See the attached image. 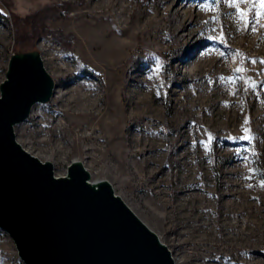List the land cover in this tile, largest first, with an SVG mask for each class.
Here are the masks:
<instances>
[{"label": "rangeland", "instance_id": "374dc122", "mask_svg": "<svg viewBox=\"0 0 264 264\" xmlns=\"http://www.w3.org/2000/svg\"><path fill=\"white\" fill-rule=\"evenodd\" d=\"M109 1L110 17L91 7L99 0H0V83L11 54L37 51L56 85L50 102L34 106L29 118L15 126L16 141L40 161L51 162L57 177L66 174L72 161H79L90 182H109L114 194L168 248L175 264H264L260 0H233L232 12L216 13L214 24L220 25L214 43L177 45L181 54L193 51L192 59L209 61L201 68L195 61L177 67L170 80L166 70L178 54L163 47L159 30L180 20L186 10L182 3L195 11L199 3L214 5V0H172L167 11L160 8L170 0ZM64 2L68 10L61 6ZM125 3L129 6L122 11L118 5ZM47 6L55 8L45 10ZM154 10L161 14L152 26L143 27L140 20ZM33 17L41 28L37 39L30 35ZM87 19L105 31L113 25L121 31L132 28L134 49L121 74L104 65L98 39L87 43L82 22ZM236 19L244 29L243 40L235 29ZM213 48L222 54L216 61ZM197 78L226 83L234 121L220 125L206 116L222 110L221 104L216 109L189 105L194 92L189 86ZM149 86L158 92V103L153 111L141 112L137 92ZM169 87L177 93L183 87L185 94L170 96ZM0 264H23L13 241L1 230Z\"/></svg>", "mask_w": 264, "mask_h": 264}, {"label": "water", "instance_id": "95a60500", "mask_svg": "<svg viewBox=\"0 0 264 264\" xmlns=\"http://www.w3.org/2000/svg\"><path fill=\"white\" fill-rule=\"evenodd\" d=\"M55 82L37 51L11 54L0 83V230L23 264H175L109 182L79 161L64 176L16 141L15 126L50 102Z\"/></svg>", "mask_w": 264, "mask_h": 264}, {"label": "bare ground", "instance_id": "6f19581e", "mask_svg": "<svg viewBox=\"0 0 264 264\" xmlns=\"http://www.w3.org/2000/svg\"><path fill=\"white\" fill-rule=\"evenodd\" d=\"M218 1L219 0H214L215 2L214 5H209L206 2H201L197 5L195 11H193V9H189L186 3H182V8L186 7V10L181 14L180 20L175 21L171 25V27L159 30L158 33L162 35L161 38H162L163 47L168 51L172 50L173 52L172 55L178 54L177 56H172V63H170L169 67L166 70V75L169 80L171 79V74L177 70V67L186 66L192 63L193 61H195L200 68L207 66V61H209V58L207 60H203V57L192 59L195 52L191 51L189 55L186 53L181 54L180 51L177 49V45H181V48H183L188 43V41L193 42L192 46L195 45L197 46L198 44H201L203 42H209V43L215 42L214 37L216 35V30L220 25L217 24L216 26L214 24L216 13L220 12L222 15L224 13L229 14L234 9V4H235L234 1L230 2V0H228L227 2H224L222 6H219L216 3ZM173 5H174L173 1L170 0L169 3L166 4L162 3V7L160 9L167 11L170 10L173 7ZM118 6L123 11L126 7L129 6V4L126 3L119 4ZM91 7L100 9L102 15L106 14L107 17H110L112 12V8L109 0H99L98 3L93 4ZM158 13L161 14L159 11L154 10L144 14L145 20L143 19L140 20L143 22L141 23V25L143 24L142 25L143 27L152 26V24L155 22V18L158 16ZM82 22L85 23L89 35V40L87 43L92 41V40L90 41L91 38L98 39L99 57L103 60L104 65L107 67V69L113 71L114 74H121L124 71V64L128 61L134 49V44L129 38V36L132 35L133 33L132 28H127L125 30L123 29L121 31V30H117L112 23L113 29L110 30V28H107V30L105 31L103 26L98 24H93L88 19L87 21L83 20ZM141 25L140 23L135 24L136 27ZM235 29L237 33H239L240 38H242L243 40L244 29L242 28L241 24L238 22V19H236ZM118 33L120 35H118ZM178 36L180 37L179 40H177ZM211 53H213L212 56L214 57L213 59L214 61L222 57L221 52L217 49L213 48L211 50ZM208 54H210L209 50L207 52V55ZM178 74L179 73L176 72V76H178ZM193 81L195 84H191L189 86V88L192 89V92L194 90V92L192 93V97L189 99V105L191 107L206 109L207 106L211 105L214 109H216L218 105L221 104L224 106L222 110H217L215 112L214 111L206 112V116L213 120L215 119L216 121H219L220 123L218 124L220 125L224 123H231L236 119L235 112L233 111L231 113L228 110L229 106H231L232 100L229 94L227 93L226 83L222 81L206 82L202 78H197L194 79ZM186 82H190V80L186 78ZM144 88L145 91L139 90L137 92V104L140 105L141 112L147 110L153 111L158 103L157 101V99L159 98L158 92L154 89V87L151 86ZM166 92L170 96H175L177 94L183 96L185 94V88L180 87V90L177 93L176 91H173L169 87L166 89ZM219 97L222 99L220 103H218L219 101H216V99ZM162 99L164 101L170 99L169 101L171 102L180 101L177 98L172 99L170 97H162ZM101 117H104V115H101ZM259 119H260L259 117H255V121L259 122ZM99 122L100 124L101 122L104 123L103 119ZM262 132L264 131L262 130ZM131 136H133V133H131ZM191 187L192 185L188 187L187 191L191 190ZM173 260L175 262L174 258Z\"/></svg>", "mask_w": 264, "mask_h": 264}, {"label": "trees", "instance_id": "16d2710c", "mask_svg": "<svg viewBox=\"0 0 264 264\" xmlns=\"http://www.w3.org/2000/svg\"><path fill=\"white\" fill-rule=\"evenodd\" d=\"M61 6L66 10L69 9V4L66 2L62 3ZM54 8H55V6H47L44 9L45 10H53ZM32 24H33V26H32V31H31L30 35H32L35 39H37V37L41 33L40 24H38L37 19L36 18L34 19V17L32 18Z\"/></svg>", "mask_w": 264, "mask_h": 264}, {"label": "snow or ice", "instance_id": "6c2138e0", "mask_svg": "<svg viewBox=\"0 0 264 264\" xmlns=\"http://www.w3.org/2000/svg\"><path fill=\"white\" fill-rule=\"evenodd\" d=\"M230 2H233V0H230ZM260 9H261V11L258 13L261 17H264V0H260ZM240 16L243 18L244 16H245V13L243 12V11H241L240 13ZM262 63H264V61H262ZM237 71L239 72V71H241V69H237ZM245 131H246V133H247V129H245ZM245 139H251V137L250 136H248V135H246L245 136ZM262 186H264V185H262Z\"/></svg>", "mask_w": 264, "mask_h": 264}]
</instances>
